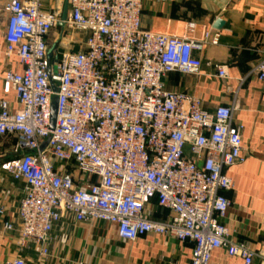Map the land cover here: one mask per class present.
Masks as SVG:
<instances>
[{
	"label": "built area",
	"instance_id": "2783aa9c",
	"mask_svg": "<svg viewBox=\"0 0 264 264\" xmlns=\"http://www.w3.org/2000/svg\"><path fill=\"white\" fill-rule=\"evenodd\" d=\"M143 8L144 0H68L57 38L58 2L46 9L44 0H7L0 10L5 56L20 69L3 76L17 108L0 101V169L26 184L17 222L2 226L17 232L20 255L4 264H38L23 256L32 249L47 259L52 232L69 216L115 225L126 242L147 234L191 242L190 264H210L216 249L244 264L258 256L224 223L223 192L234 187L226 170L246 160L242 127L234 125L237 93L232 105L208 111L198 96L165 85L172 73L200 76V54L219 34L147 30ZM208 65L213 77L230 79L227 66ZM249 75L264 85V53ZM153 200L167 219L151 217ZM5 213L0 206V219Z\"/></svg>",
	"mask_w": 264,
	"mask_h": 264
},
{
	"label": "crops",
	"instance_id": "0c3cea01",
	"mask_svg": "<svg viewBox=\"0 0 264 264\" xmlns=\"http://www.w3.org/2000/svg\"><path fill=\"white\" fill-rule=\"evenodd\" d=\"M6 2L0 0V10ZM56 2L63 8L66 0H44V6L52 9ZM217 19L225 22L221 30L213 28ZM4 26L0 16V101L6 99L17 108L14 92H7L3 82L7 71H20L17 58L5 56ZM142 26L197 38L210 28L219 34L218 45L209 44L200 54V76L172 73L165 85L170 91L198 96L208 111L232 105L237 93L234 125L242 127L246 160L226 170L234 187L223 192L230 202L224 223L236 241L258 254L253 264H264V85L249 75L264 53V0H144ZM209 63L227 66L230 79L213 77L215 71ZM25 186L0 169V206L6 209L0 219V264L20 255L17 232L3 233L2 226L3 221L17 222ZM148 211L158 221L170 215L156 200ZM192 250L191 242L153 234L122 241L115 225L76 222L69 216L52 232L47 259L33 249L23 256L38 264H190ZM210 264H244V260L216 249Z\"/></svg>",
	"mask_w": 264,
	"mask_h": 264
},
{
	"label": "water",
	"instance_id": "95a60500",
	"mask_svg": "<svg viewBox=\"0 0 264 264\" xmlns=\"http://www.w3.org/2000/svg\"><path fill=\"white\" fill-rule=\"evenodd\" d=\"M67 16H68V0H66L65 4H64V7H63V11H62V17H61V21L59 22L58 26L61 30H64L65 28V21L67 19ZM225 26V22L222 20V19H217L215 21V23L213 24V28L216 29V30H221L223 27ZM56 49V44L52 46L50 52H49V57L51 58L52 57V54L54 52V50ZM53 90L54 92H57V88L56 87H53ZM57 97L54 96L52 98V101H51V105H50V118H49V128L51 131L54 130L55 128V124H56V118H57ZM48 140H46L42 146H41V149L43 150L47 144H48Z\"/></svg>",
	"mask_w": 264,
	"mask_h": 264
},
{
	"label": "rangeland",
	"instance_id": "374dc122",
	"mask_svg": "<svg viewBox=\"0 0 264 264\" xmlns=\"http://www.w3.org/2000/svg\"><path fill=\"white\" fill-rule=\"evenodd\" d=\"M60 33H61V29H60V28L56 29V30L53 32V37H54V38H57V37L60 35ZM74 49H78V48L75 47Z\"/></svg>",
	"mask_w": 264,
	"mask_h": 264
}]
</instances>
